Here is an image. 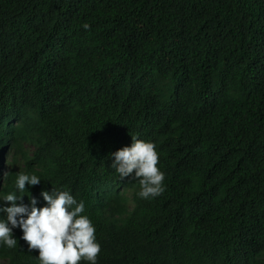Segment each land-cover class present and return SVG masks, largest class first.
Segmentation results:
<instances>
[{"label":"trees","instance_id":"trees-1","mask_svg":"<svg viewBox=\"0 0 264 264\" xmlns=\"http://www.w3.org/2000/svg\"><path fill=\"white\" fill-rule=\"evenodd\" d=\"M140 61L160 65L164 81L135 86ZM3 113L36 141L4 190L15 191L20 172L42 180L24 198L49 170L52 185H76L101 245L97 264H165L152 253L168 231L167 252L181 264H264V192L235 153L205 182L166 169L162 195L136 194L134 214L110 218L117 186H137L110 166L131 136L160 147L176 137L188 159L205 144L215 154L261 147L264 166V0H0ZM37 256L24 240L0 246L2 264H39Z\"/></svg>","mask_w":264,"mask_h":264},{"label":"clouds","instance_id":"clouds-1","mask_svg":"<svg viewBox=\"0 0 264 264\" xmlns=\"http://www.w3.org/2000/svg\"><path fill=\"white\" fill-rule=\"evenodd\" d=\"M84 29L90 26L85 23ZM4 57V56H3ZM139 79L136 85H153V82L164 81L162 67L151 66L147 62H132ZM138 68L140 70H138ZM13 102L21 105L23 101ZM169 127H167V132ZM194 129V128H193ZM55 128L54 132H59ZM154 130L151 132L153 133ZM195 132V131H193ZM132 143L111 153L110 166L119 177H131L137 186L130 187L122 182L116 190L121 200L120 210L110 218L124 220L135 212L136 194L142 199H154L165 191L166 169L179 166L185 171H196L200 175L199 182H205L209 175L223 165L224 158L236 154V168L250 172L256 188L261 195L264 192V166L262 148L247 152L214 153L215 145L205 144L206 152L199 158H189L184 144L179 148L176 137L167 140L164 147L153 142L144 141L138 136H131ZM36 141L26 139L20 130V119L3 113L0 116V246L15 248L17 240H24L28 251H38L39 264H97L101 245L96 237V229L85 213V202L75 195L76 185L69 188L65 185H52L57 181L55 173L45 175L43 188H37L31 195L24 198L23 192L39 185L41 179L33 173L20 172L15 180V191L4 190L5 176L12 170H22L25 154L32 155L36 150ZM55 165H60L58 159ZM235 170V169H233ZM139 185V186H138ZM109 194L108 189H101ZM99 190L94 196L101 198ZM41 206L38 207V204ZM134 222L133 225H137ZM168 232L163 233L165 239L160 249L155 246L153 255L165 259V264H181L167 252L172 243ZM162 244V242H161ZM5 260L0 259V264ZM150 263V262H149Z\"/></svg>","mask_w":264,"mask_h":264},{"label":"bare ground","instance_id":"bare-ground-1","mask_svg":"<svg viewBox=\"0 0 264 264\" xmlns=\"http://www.w3.org/2000/svg\"><path fill=\"white\" fill-rule=\"evenodd\" d=\"M37 89V88H36ZM57 90V89H56ZM61 90V89H60ZM57 101V100H56ZM65 104V103H64ZM58 105V104H57ZM57 111V110H56ZM60 122V121H59ZM62 123V122H61ZM122 144V143H121Z\"/></svg>","mask_w":264,"mask_h":264}]
</instances>
